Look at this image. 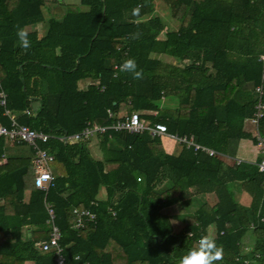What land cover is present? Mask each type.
<instances>
[{"label":"trees","instance_id":"trees-1","mask_svg":"<svg viewBox=\"0 0 264 264\" xmlns=\"http://www.w3.org/2000/svg\"><path fill=\"white\" fill-rule=\"evenodd\" d=\"M155 1L0 0V90L6 95L0 123L9 126L7 110L17 123L48 134L40 145L54 155L55 175L47 192L36 189L32 149L0 137V161L6 157L0 164V264H55L53 253L39 247L49 234L45 202L52 204L70 264H176L204 234L223 248L216 264H235L237 256L250 261L240 245L248 230L256 238L250 254L263 264L264 172L257 161L227 159L240 140L255 142L246 119L261 75L264 0H160L173 27L154 13ZM42 22L46 29L38 35L31 27ZM17 25L29 32L27 50L19 46ZM137 31L140 38L130 39ZM127 58L135 59L142 79L130 73L114 78V65ZM169 95L176 104L167 108L162 102ZM133 111L219 155L184 146L169 154L147 131L97 134L99 158L90 140L60 139L86 122L108 125ZM259 129L264 136V117ZM9 147L15 151L8 153ZM101 188L104 198H98ZM236 192L250 198L249 206ZM187 201L193 207L175 230L173 205ZM75 207L90 208L96 224L71 229Z\"/></svg>","mask_w":264,"mask_h":264},{"label":"built area","instance_id":"built-area-1","mask_svg":"<svg viewBox=\"0 0 264 264\" xmlns=\"http://www.w3.org/2000/svg\"><path fill=\"white\" fill-rule=\"evenodd\" d=\"M117 50H119V47H117ZM123 54H127L126 49L123 50ZM258 61L261 64V75L259 83L254 88L256 102L252 116L246 120L253 126V136L261 155V158L256 163L257 169L259 172H264V136L260 133L259 129L260 120L264 117V51L260 54ZM120 64H115L114 69L117 70V66ZM5 102L6 95L0 90V105L4 106ZM25 113L30 114L28 110H26ZM5 114L9 117L10 124L6 126L0 123V137H6L10 144H26L32 149L31 167L33 171L34 187L47 192L48 189L54 185L55 181V175L52 171L54 155L40 144L45 143L49 135L36 131L27 125L17 123L15 118L10 115L7 110ZM109 115L112 116V113L109 112ZM108 130H113L115 132L128 131L129 133H142L147 131L150 136L159 138L160 141L164 136H167L177 144L186 148H191L195 152L200 151L209 156L219 155L215 150L197 143L192 135L180 136L168 133L164 123H151L149 120H142L137 111L122 114L108 125L86 122L85 126L77 133L70 136L64 135L60 139L65 143L88 141L97 134H103ZM45 206L47 211L46 224L49 227V234L47 239L39 244V247L42 251H51L53 253L55 264H70L66 262L64 248L59 242L61 231L55 222L56 216L52 204L45 202ZM112 214L114 215V213ZM261 220L264 221V217H262ZM96 221V214L90 208L75 207L72 208L70 212V228L76 232H80L88 226H94ZM188 235L191 236L192 234L189 233ZM78 258V255H76L75 259ZM235 264H250V261L248 259H241V257L237 256L235 257Z\"/></svg>","mask_w":264,"mask_h":264},{"label":"clouds","instance_id":"clouds-1","mask_svg":"<svg viewBox=\"0 0 264 264\" xmlns=\"http://www.w3.org/2000/svg\"><path fill=\"white\" fill-rule=\"evenodd\" d=\"M133 15H139V7L133 9ZM16 36L19 46L24 50L31 47L29 40V32L25 27L16 26ZM141 33L139 31L130 34V39H139ZM120 73H130L134 79H142L143 72L138 70L137 63L133 58L125 59L114 73V78H119ZM223 259V248L216 243L214 237L204 234L197 243L186 253L182 254L176 264H216L217 261Z\"/></svg>","mask_w":264,"mask_h":264},{"label":"rangeland","instance_id":"rangeland-1","mask_svg":"<svg viewBox=\"0 0 264 264\" xmlns=\"http://www.w3.org/2000/svg\"><path fill=\"white\" fill-rule=\"evenodd\" d=\"M62 1L63 2H72V3H78L79 2V0H62ZM154 13L159 15L162 18V20L168 25V27H173L174 25H176L174 23V20L171 18L169 7L167 5H165L163 2H161L160 0L155 1ZM175 104H176V98L172 95L166 96L162 102V106L167 107V108L173 107ZM175 146H176L175 147L176 150L180 149V147H181V145L176 144V143H175ZM88 148L90 149V152L94 158L100 157V151L95 144V138L94 137H92V139H90V141L88 143ZM31 179H32V175L31 174L27 175L26 180L28 181V184H29V182L31 184ZM98 197L99 198L105 197L104 188L100 189V191L98 193ZM244 200L246 201L248 199L246 198ZM197 202H198V200L194 199V206L197 204ZM173 206H174L173 207L174 209H176V208H177V210L179 209L180 213H183V214L190 212L192 207H193L192 203L191 202L189 203V201L183 203L182 205L176 204ZM178 215H175L173 217V220H172L173 221L172 224H173V227L175 230H179L181 227V224H180L181 223V215L180 216H178ZM178 220H180V222H177ZM253 232H254L253 230H248L242 238V243H245V242L249 243V247L251 248V251H252V248L255 246V240H256ZM251 251H247V252L243 251L244 254H246L248 256V258L250 259V261H251L250 264H260L257 259L252 257V255L250 254Z\"/></svg>","mask_w":264,"mask_h":264},{"label":"crops","instance_id":"crops-1","mask_svg":"<svg viewBox=\"0 0 264 264\" xmlns=\"http://www.w3.org/2000/svg\"><path fill=\"white\" fill-rule=\"evenodd\" d=\"M31 29L36 30L38 32V35H42L44 33L45 29H46V24L43 23V22L42 23H38V24L32 26ZM86 83L87 82H83V83L81 82L80 86H84ZM246 127H249V126L246 125ZM175 143L176 142H174L172 139H170L167 136H164L161 139V144H162L163 149L165 150V152H167L169 154L176 153L179 150V149L178 150L175 149V147H176ZM10 145L11 144H9V146ZM13 151H15V149L13 147H9L8 153L13 152ZM260 158H261V155H260V152L258 150V147L256 146V143L253 142L252 140L245 139V140H240L238 142L235 157H233V159L228 157L227 160H228V162H231L233 160L234 161L237 160V162H239V161H247V162H250V163H255ZM5 160H6V157H4L2 161H0V164L4 163ZM235 196H236V198L238 199V201H239V203L241 205H243V206H247L248 205L249 206L251 200L245 193L236 192ZM246 198L248 200L245 201L244 199H246ZM207 199H209L211 203H213V201H214V197L210 196V195L208 196ZM170 214H171V221H172L173 217L175 215L179 214L178 216H180L182 213H180L179 209L177 210V208L176 209L172 208ZM177 222H180V220H178ZM181 222H182V219H181ZM210 236H212V234H210ZM240 245L242 247V253H244L243 251L247 252V251H249L251 249L249 247V243L248 242L247 243L246 242L242 243V241H241ZM250 263H251V261H250Z\"/></svg>","mask_w":264,"mask_h":264},{"label":"water","instance_id":"water-1","mask_svg":"<svg viewBox=\"0 0 264 264\" xmlns=\"http://www.w3.org/2000/svg\"><path fill=\"white\" fill-rule=\"evenodd\" d=\"M263 264H264V262H263Z\"/></svg>","mask_w":264,"mask_h":264}]
</instances>
